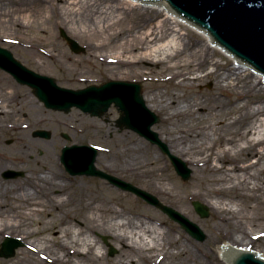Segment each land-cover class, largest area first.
Returning a JSON list of instances; mask_svg holds the SVG:
<instances>
[{
	"label": "bare ground",
	"instance_id": "6f19581e",
	"mask_svg": "<svg viewBox=\"0 0 264 264\" xmlns=\"http://www.w3.org/2000/svg\"><path fill=\"white\" fill-rule=\"evenodd\" d=\"M151 8L157 9L152 17L147 12ZM38 10L39 31L44 30L41 28L42 24L49 21V18L57 19V24L66 28L70 34L82 36L84 46L92 52L88 60L90 66L92 68L105 67L107 75L111 78L124 77L125 75L118 74L119 69L138 66L144 61H149L154 67H159L158 72L152 70L153 80L157 83L156 91L146 96V100L150 108L162 113V120L165 123L172 124V129L170 128L168 134L165 128L160 127L161 138L168 144L172 154L186 158L196 178L193 183L196 187L188 186L181 189L178 178L170 171L164 160L157 154L150 156L148 154L150 148L146 144L136 142L132 145L134 150L132 155L128 156L124 153L125 155L119 156L122 162L128 164V169L141 183L145 180H153L152 187L162 197H167L169 200L175 198L178 191L184 190V198L189 203L197 199L205 201L219 223L234 227L240 224V221L234 220H237V217L242 216L243 213L236 202L249 201L254 205V209L264 208V85L260 87V84H263V76H256L243 65L237 67L236 63L233 68H219V63L209 56V44H212L209 38L206 36L207 41L204 45L194 43L189 30L185 29L183 32L180 26L183 22H179L175 15L163 7H142L136 1L127 0H39ZM11 11H15L19 18L7 20L6 17L0 16V21H3L0 25L5 27L10 24L13 27L14 22L17 26L15 31H18L22 27L20 22L23 16L30 20V24L27 25L29 29L32 28L33 21L30 19L32 12L27 13L22 8L19 10L3 8L0 13L10 15ZM159 13H162L164 17L159 18ZM126 21L133 23L126 25ZM186 25L189 26V24ZM51 38L52 41L44 37L40 38L39 58H42V61L53 62L67 70L70 76H75L74 78L78 81L87 79L84 69L77 66L79 59L73 58L52 36ZM135 52H138L137 56L127 57V54ZM7 73L10 77H14L9 72ZM249 74H252L250 79ZM207 79L213 80L215 90L212 91L210 97H198L189 87ZM167 81H173L178 87L169 94L162 90L164 89L163 83ZM180 88L188 89L186 93L182 90L181 95L178 91V89L181 90ZM103 117H107V113ZM201 117L211 122L205 125L195 124L193 120ZM182 118L184 120L180 124ZM45 120L43 117L35 120L32 127L38 126ZM10 129L14 133H19L17 139L21 142V152L27 154L25 158L34 161L32 164L37 166L35 171L38 172L39 167L42 166L40 162L42 157L39 153L36 154V151L40 150L43 145L46 149L47 143L29 136L33 130L31 124L26 130L27 134L23 136L25 128L22 124H14ZM211 132L213 137H211ZM243 134L249 136L246 141L242 137ZM241 141L244 145L236 150ZM18 153L19 151L14 156H8L10 162H0V175L5 171H17L18 166L26 165L12 163V160L18 159ZM257 167L260 169L255 172ZM36 172H28L20 180L19 178L4 179L0 176L1 215L9 218L18 216L28 218L26 213L34 212L32 210L36 207H31L30 202L35 203V200L32 199L33 194H28L30 189L40 191V193L45 189L46 192L51 193L50 198L59 206L71 203V197L59 201L57 199L60 193L56 190L60 189L63 197L69 193L68 184L59 186L65 182H63V177H60L58 169L50 167L47 172L48 176H45L42 171L37 174ZM207 176L210 177L208 189L201 188L204 186L202 179ZM38 201L39 204L43 203L41 200ZM189 209L187 206L184 213L191 218L193 213ZM259 212L258 215H254V220H260ZM146 214L143 215L140 207L135 210L133 225L136 232L132 237L138 235V242H136L138 246L137 248L129 245L125 247L128 254L125 262L121 264L130 260L131 252L137 254L139 251H143L144 254H154L160 251L162 254L175 258L187 256L201 264H215L211 260H203L212 253L205 245L192 242L193 236L185 229L186 232L183 234L177 233L174 236L173 232H166L160 227L164 219L155 221L153 227L145 222ZM130 223L131 220L128 219L121 225L124 228L125 224ZM23 226L25 225L14 221L4 225L0 224V241L13 234L26 239L27 235L22 231ZM96 227L93 224L91 229L94 230ZM113 227L115 226H105L102 229L111 231ZM69 232L70 230L66 231V234ZM115 237L125 240L127 234H116ZM69 239L73 242L72 238L69 237ZM261 240L264 241V234L237 233L231 235L228 243L223 246L232 247L234 250H247L264 259V252L248 248V244ZM242 243L247 246L240 247ZM87 245L88 249L81 252L71 249L69 244L62 243L60 252L64 256L54 258L48 256L34 243L28 244L26 251L21 252H28L37 259L40 257L44 264H83L85 259L91 262L90 264H102L104 254L98 252L93 243ZM223 246L218 248L221 256ZM67 253L82 256L85 259L72 262L67 259Z\"/></svg>",
	"mask_w": 264,
	"mask_h": 264
},
{
	"label": "rangeland",
	"instance_id": "374dc122",
	"mask_svg": "<svg viewBox=\"0 0 264 264\" xmlns=\"http://www.w3.org/2000/svg\"><path fill=\"white\" fill-rule=\"evenodd\" d=\"M3 8L6 10L11 8L19 10L22 8L27 13L28 11L33 13L32 18H30L31 21H33L31 29H29L27 25L30 24V20L23 16H21L22 20L20 22L22 23V27L18 31H15L17 26H15L14 22L13 27L10 26V24L9 26L5 25V27L0 25V46L11 51L14 57L27 68L40 75L55 79L57 85L60 87L72 90L84 89L91 85L100 86L111 80L137 82L143 87L144 99L149 107L146 96H150L151 93L156 91L157 83L153 80L154 73H152V70L158 72V66L154 67L151 62L144 61L138 66L135 65L119 69L118 74H123L125 75L124 77L118 79L111 78L107 75L105 67L92 68L90 66L88 60L91 57L92 52L84 46L82 36L70 34L66 28L57 24V19L49 18V21L42 24L41 28L44 30L39 31V0L0 1V11H2ZM147 12L152 17L154 16L153 13L157 12V9L151 8L150 10H147ZM158 15L159 18L164 17L162 13H159ZM0 16L6 17L7 20L19 18L15 11H11L10 15L0 13ZM2 22L0 21V24ZM131 22L126 21V25H131ZM155 22L157 23V21ZM180 26L184 30L183 32H185V29L189 30L194 43L204 45L207 41V37L203 36V34L199 33L197 30H191L190 27L184 23H180ZM62 31L74 39L83 51L80 53L74 52L66 39L62 36ZM51 36L65 51L72 55L73 58L79 59L77 66L84 69V75L88 77L87 79L78 81L74 78L75 76L71 77L67 70L59 67L53 62L42 61L43 59L39 58L40 38L44 37L46 40L52 41ZM209 49L210 58L219 63V68L226 69L228 67H235L234 60L230 59L229 56L226 53H223L219 48L217 49L216 47H213L212 44H209ZM137 55L138 52H135L127 54V57H134ZM251 75L249 74V79ZM262 85L264 84L261 83L260 87H262ZM162 87L164 88L162 90L168 94L178 88L173 81L163 83ZM189 88H192V92L198 97L205 98L211 96L212 91L215 90V84L212 79H207ZM187 89L188 88L181 90L178 89V91L182 95V90L186 93ZM257 92L260 93L259 91ZM181 95L178 93L179 98H181ZM257 96L259 97V95ZM149 109L160 117V122L153 127V131L159 135L160 140L168 147V144L161 138L162 134L160 133V127L165 128V132L168 134L170 128L172 129V124L165 123L162 120L163 116L160 111L150 107ZM41 117L46 120L38 126L32 127V123ZM119 118L120 112L115 106H112L107 113V117L103 118L93 117L77 108H74L70 113L47 109V107H45V105L36 97L32 88L28 85H17L12 76L10 77L0 69V162H10L8 156H14L19 151L17 154L18 159L12 160V163L26 165L24 167L18 166V171L21 173L23 172L24 174L28 172H36L35 170L37 166L32 164L34 161L25 158L24 156L27 154L21 152V142L17 139L19 133H14L10 129L14 124H22L25 128V131L22 133L23 136L27 134L26 130L31 124L33 130L29 136L33 139H38L47 143L46 149L43 145L40 150L36 151V154L39 153L42 157V160L40 161L42 166L39 165V171H42L45 176H48L47 172H49L50 167L53 166L58 169L60 177H63V182H65L59 186L68 184L67 191L69 193L63 197L62 191H60V189L56 190L57 193H60L57 199L59 201L62 199L66 200L70 197L72 198L71 203H67L64 206L47 203L39 204L38 200L49 199L51 193L46 192L45 189L40 193V191L31 190L27 187L30 189V193L28 194H33L32 199L35 200V203L30 202L31 207L36 206L34 209L32 208V211L34 212H27L26 214L28 218H21V216L9 218L0 214L1 225L7 224L10 221L25 225L23 226L22 231L27 235L26 239H23L16 234L9 236L21 240L25 243V246L18 249L17 254L13 258L5 259L0 257V264H44L40 257L37 259L28 254V252L23 253L26 251L27 245L30 243H34L51 258L64 256L60 252V244L62 243L69 244L71 249L77 251L80 250L81 252H85L88 249L87 244L93 243V246L98 252L104 254L102 264H121V262H125L128 254V250L125 247L129 245L137 248L138 246L136 243L138 242V235L132 237L133 233L136 232L133 225V214H135V210L138 207L143 211V215L144 213H147V218H144L145 222L148 224L150 223L153 227L155 226V221L164 219L165 221L163 220L162 226H160L164 231H169L170 233L173 232L172 235L174 236L175 234L177 235V233L183 234V232H186L161 209L149 204L133 193L126 192L103 179L87 176H71L67 173L61 162L62 150L65 146H71L73 144L97 146L100 149V155L96 163L98 169L117 176L121 180L154 195L159 201H161V203L174 208L190 221L197 224L204 232L205 240L199 241L193 237L191 241L205 245L208 251L212 253L209 257H205V259H203L204 261L211 260V262L215 264H226L221 259V255L218 253V248L219 246L228 243V239L231 235H236L237 233H248L251 235L264 234V208L258 207L257 209H254V205L249 201L245 202L243 200V202L241 201L239 203L232 199L239 204L240 210H243L242 216H240V214V217H237V220H234L240 221V224L234 227L233 225L219 223L217 217L209 209L205 201L197 199L189 203L184 198V190L181 192L178 191L176 197L169 200V198L162 197L156 192L155 188L152 187L154 184L153 180L149 179L141 183L128 169V164L122 162L121 157L119 156L125 154L128 156L132 155L134 152L132 145L136 142L146 144L150 148L148 153L150 156L157 154V156L164 160L170 171L178 178L181 189L188 186L196 187V185L193 184L196 178L193 176L192 168L189 167L186 158L179 156L178 154H172L168 148L172 155L184 161L187 164V167L191 170V178L188 181H183L182 177L178 175L175 170L169 156L164 153L158 145L152 144L149 140L141 137L138 133L132 130H121L118 128L117 120ZM183 120L184 119L182 118L179 123L181 124ZM193 121L195 124L199 123L202 125L211 122V120L202 117L196 118V120ZM39 130L50 132L51 137L46 139L35 136V133ZM64 135L69 136V139H66ZM212 135L213 133L211 132V137H213ZM243 135L244 136L242 137L246 141L249 136L246 134ZM238 145L239 146L236 150L243 146L244 143L241 141ZM259 169L260 167H257L255 172H258ZM39 171L36 172V174L39 173ZM20 179L22 178H19V180ZM209 179V176L202 179L204 186L201 188L205 187L208 189ZM37 193L38 195H36ZM195 202H199L209 209V216L207 218L201 217L196 211L194 206ZM187 206L193 213L191 218L184 213ZM258 211H260V220H254V215H258ZM28 214L31 216L30 218ZM128 219L131 220V223L125 224V227L123 228L121 223L128 221ZM93 224L97 226L94 230L91 229ZM113 225L115 227H113V230L111 231L102 229L105 226ZM68 230H70V232L66 234V231L68 232ZM124 233L127 234L125 240H119L115 237L116 234ZM65 236L67 237L65 238ZM7 237H4L0 241V248ZM69 237L73 239V242ZM103 238H107L108 242L117 250V253L114 256L110 255V248L104 243ZM170 240L168 241L170 242ZM248 245L249 249H257L262 253L264 252L263 240ZM239 246L246 247L247 245L242 243ZM130 254L129 256L131 258H129L130 260L125 264H201L197 260H194V262L187 256H179L175 258L171 257V255L162 254L160 251H157L154 254H144L143 251H139L137 254L131 252ZM66 256L67 259L72 262L85 259L82 256L70 253H67ZM90 263L91 262L85 259L83 264Z\"/></svg>",
	"mask_w": 264,
	"mask_h": 264
},
{
	"label": "water",
	"instance_id": "95a60500",
	"mask_svg": "<svg viewBox=\"0 0 264 264\" xmlns=\"http://www.w3.org/2000/svg\"><path fill=\"white\" fill-rule=\"evenodd\" d=\"M136 1L142 7H163L176 16L179 22L189 24L191 30H198L207 36L213 47H220L234 59L237 67H248L256 76H263L264 84V0H127ZM62 36L71 49L80 53L83 49L64 31ZM0 68L9 72L22 84L33 88L34 94L53 110L70 113L77 108L93 117L102 118L110 108L120 111L117 126L132 130L152 144L158 145L166 153L183 181L191 178V170L180 158L172 155L168 147L160 140L152 127L160 122V117L152 112L144 99L143 88L139 83L110 81L101 86H89L85 89L72 90L57 85L55 79L37 74L18 61L13 53L0 46ZM35 136L49 139L51 133L39 130ZM69 139L67 135H64ZM99 149L94 146L73 145L64 147L62 162L71 175L98 177L124 191L134 193L149 204L158 207L173 221L180 224L191 236L199 241L205 240L201 228L172 207L166 206L157 197L130 184L116 176L99 170L96 166ZM20 174L10 171L6 178L18 177ZM196 211L203 218L209 216V209L199 202L194 203ZM110 248V255L117 250L103 238ZM19 239L8 237L0 248V257H15L17 250L24 247ZM221 259L226 264H264V259L247 250H234L224 247Z\"/></svg>",
	"mask_w": 264,
	"mask_h": 264
},
{
	"label": "flooded vegetation",
	"instance_id": "af4514ba",
	"mask_svg": "<svg viewBox=\"0 0 264 264\" xmlns=\"http://www.w3.org/2000/svg\"><path fill=\"white\" fill-rule=\"evenodd\" d=\"M7 75H8V73H7ZM13 80L15 81V83L17 84V85H19V86H25V85H22V84H20V83H18L14 78H13ZM18 171V170H17ZM5 172H7V171H5ZM5 172L1 175V177L2 178H4L5 179V177H4V174H5ZM26 176V174H24L22 177H19V178H24ZM52 196V195H51ZM41 202H43V203H47V204H53V205H56L55 203V201H53L51 198H49V199H41ZM55 202V203H54Z\"/></svg>",
	"mask_w": 264,
	"mask_h": 264
}]
</instances>
